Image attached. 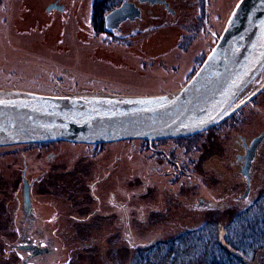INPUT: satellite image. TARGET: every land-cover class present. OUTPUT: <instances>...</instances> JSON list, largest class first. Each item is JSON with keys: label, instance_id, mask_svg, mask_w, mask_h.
<instances>
[{"label": "rangeland", "instance_id": "1", "mask_svg": "<svg viewBox=\"0 0 264 264\" xmlns=\"http://www.w3.org/2000/svg\"><path fill=\"white\" fill-rule=\"evenodd\" d=\"M93 1L0 0V89L57 96L176 92L200 68L212 37L220 36L239 0H185L173 6L175 15L154 7L153 15L146 12L120 31L95 29ZM56 2L64 11H47ZM199 7L206 20L200 18ZM24 60L32 64L23 66ZM263 83L264 71L237 104ZM262 133L264 88L206 131L158 140L157 151L142 140L63 142L52 148L61 162L50 169L35 154L37 148L19 147L26 152L31 177L50 171L33 193L42 219L34 227L55 234L62 249L66 244L73 251L100 249L104 264H138L133 261L136 252L151 246L158 251L150 255L154 259L170 243L178 250L173 264H204L212 248L204 244L216 233L213 224L223 227L247 206L256 209L264 203V141L253 160L250 197L242 196L246 179L237 166L241 137L250 143ZM49 181L53 183L47 187ZM261 212L242 213L222 234L235 240L247 235L248 228L264 232ZM245 255V264H264V249Z\"/></svg>", "mask_w": 264, "mask_h": 264}, {"label": "water", "instance_id": "2", "mask_svg": "<svg viewBox=\"0 0 264 264\" xmlns=\"http://www.w3.org/2000/svg\"><path fill=\"white\" fill-rule=\"evenodd\" d=\"M64 9V5L56 2L47 11ZM141 14L134 3L124 0L106 15L105 26L120 30L123 22L135 21ZM263 69L264 0H239L200 68L176 92L158 96H57L0 89L3 102L0 103V147L48 142L101 145L189 137L220 124L257 96L264 83L237 104L240 95ZM263 141L264 133L250 145L245 144V155L237 157V162L244 160L241 167L246 179L244 198L249 194L253 160ZM24 200L30 205V187L26 181Z\"/></svg>", "mask_w": 264, "mask_h": 264}, {"label": "flooded vegetation", "instance_id": "3", "mask_svg": "<svg viewBox=\"0 0 264 264\" xmlns=\"http://www.w3.org/2000/svg\"><path fill=\"white\" fill-rule=\"evenodd\" d=\"M129 1L134 3L141 10L142 14L141 17L135 21L127 20L123 22L121 26L128 22L134 23L142 20L146 12L149 15H153L152 8L154 7L162 8L167 13L170 12L171 15H175L176 10L173 6L179 3H185V0H162L164 2H156L154 4L149 1L142 2L141 0ZM198 9L200 11V18L206 20V12H204L202 7H199ZM201 23L202 22L199 24ZM106 29L111 31V29ZM218 34H215L213 37L211 36L214 40L213 43L211 41L209 43L211 50L217 41ZM204 56L205 58L199 62H204L207 54ZM263 71L264 69L262 72ZM262 72L260 74H262ZM193 76L194 74L190 78ZM241 139L242 153L239 155H244L246 153L245 144L250 145L252 141L248 143V140L244 138L246 142L244 143L243 137H241ZM145 141L150 145V149L152 148L154 151L158 150L157 146L159 142ZM58 143L63 142L20 144L0 147V264H104V252H101L100 249L92 246H83L73 251L72 247H67V244L66 248L64 247L62 249L61 246L58 247L59 244L56 242L57 236L55 234L45 230L46 228L40 230L39 228L34 227V224L42 221V219L40 213L38 214L36 211L33 193L35 192L36 183H45V178H48L47 176H49L50 171L46 170L37 178L31 177V173L28 170L29 165L26 152H22L18 148L29 145L37 148L38 151L35 154L38 155V157L43 158L42 161L44 164H51L50 169H52L58 164V162H61L59 161V154L52 149L55 147V144L59 145ZM243 164L244 162L241 161L240 163H237V166L241 168ZM64 173L67 174V170ZM251 174H255L254 165L251 168ZM253 177L254 175L252 176V180ZM25 181L30 187V205H26L24 200ZM46 183L49 184L47 187H50L53 182L50 183L49 181ZM253 190L254 188L250 187L247 197H250L253 194ZM245 210H248V206ZM48 218L50 223L52 216ZM43 221L46 222L47 219L44 218ZM67 236L70 235L67 234L66 239Z\"/></svg>", "mask_w": 264, "mask_h": 264}, {"label": "trees", "instance_id": "4", "mask_svg": "<svg viewBox=\"0 0 264 264\" xmlns=\"http://www.w3.org/2000/svg\"><path fill=\"white\" fill-rule=\"evenodd\" d=\"M123 0H94L93 1V24L96 30L103 29L105 16L110 13L113 9L120 6ZM143 142L147 143L145 140ZM102 145V144H101ZM258 203L260 205L258 208H253L248 210H242L238 212L235 216H232L230 220L223 227H220L217 223H210L207 221L204 224H213L216 228L215 236L213 240H208L209 243H205L206 247L211 244L212 248H209L206 253L207 257L202 259L201 263L204 264H245L248 262V259L245 254L248 253V250L259 251L264 249V232L260 231L259 228H253L247 230V235H240L235 240H230L226 234H222L221 231L227 232L229 227L231 228L232 224L235 223L239 217H241L242 213H249L250 211H259L263 209L264 212V203ZM247 211V212H246ZM261 212V213H262ZM241 215V216H239ZM257 221V220H256ZM264 224V221H261ZM206 226V225H205ZM190 236V235H189ZM158 245V244H157ZM156 245V247H158ZM169 247L164 251L161 248L160 253H157L154 259L150 257V255L154 252H158L154 250V246L147 248L146 250L137 251L134 255L133 261L138 264H161L165 261H169L173 264L176 261V255L178 250L174 248L173 244H169ZM159 250V249H158ZM239 254L245 260H242L237 256ZM247 261V262H244Z\"/></svg>", "mask_w": 264, "mask_h": 264}, {"label": "bare ground", "instance_id": "5", "mask_svg": "<svg viewBox=\"0 0 264 264\" xmlns=\"http://www.w3.org/2000/svg\"><path fill=\"white\" fill-rule=\"evenodd\" d=\"M26 57H24V59H25ZM28 64H32V61H26V60H24L23 61V66H25V65H28Z\"/></svg>", "mask_w": 264, "mask_h": 264}, {"label": "snow or ice", "instance_id": "6", "mask_svg": "<svg viewBox=\"0 0 264 264\" xmlns=\"http://www.w3.org/2000/svg\"><path fill=\"white\" fill-rule=\"evenodd\" d=\"M0 103H3L2 101H0Z\"/></svg>", "mask_w": 264, "mask_h": 264}]
</instances>
